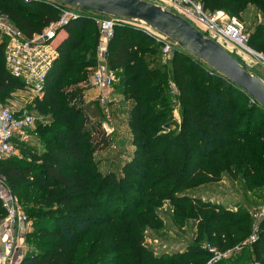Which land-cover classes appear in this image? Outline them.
<instances>
[{
	"label": "trees",
	"instance_id": "obj_1",
	"mask_svg": "<svg viewBox=\"0 0 264 264\" xmlns=\"http://www.w3.org/2000/svg\"><path fill=\"white\" fill-rule=\"evenodd\" d=\"M1 1L5 5L0 13L27 36L40 32L60 13L47 0ZM198 1L209 12L238 18L252 4L264 18V0ZM29 5L36 11H27ZM60 32L66 36L57 40ZM98 37V27L88 15L58 32L59 55L43 95L35 100L39 112L50 118L32 132L43 149L23 161L17 155L0 161V178L32 221L25 239L33 248L19 264H205L210 258L205 243L230 249L249 234L255 220L245 209L233 213L220 203L188 194L187 188L224 173L240 177L248 191L264 187V108L183 51L174 50L165 67H151L154 59L147 56L160 52L161 43L141 27L120 21L108 42L105 64L117 76L118 94L131 103L127 125L135 151L124 175H102L93 160L98 148L92 131L83 125L89 116L70 105V94L60 91L67 74L68 83L89 79L97 62ZM251 46L262 48L254 42ZM169 81L178 91L181 121L177 131L163 133L171 102ZM20 85L25 84L5 65L0 41V97ZM27 144L17 143L18 150L31 148ZM165 202L173 210V223L183 227L193 219L195 230L183 250L157 254L144 244L143 231L162 229L158 209ZM245 248L215 264H238L245 259ZM252 252V260L264 264V218Z\"/></svg>",
	"mask_w": 264,
	"mask_h": 264
},
{
	"label": "built area",
	"instance_id": "obj_2",
	"mask_svg": "<svg viewBox=\"0 0 264 264\" xmlns=\"http://www.w3.org/2000/svg\"><path fill=\"white\" fill-rule=\"evenodd\" d=\"M29 2L32 0H24ZM158 4L170 11L184 17L193 19L207 35L212 39L220 38L240 51H249L259 57L264 65V55L254 52L249 47V34L244 26L235 18L224 20L220 11L209 12L203 5L195 0H147ZM59 8V17L49 23L40 32L27 36L21 29L15 26L6 14L0 13V41L4 45L5 65L9 72L23 81V83L34 93L41 97L44 93L46 77L52 68L54 61L59 55L55 44L58 32L70 21L79 18L80 12L75 8L85 11L78 5L51 1ZM165 4L169 6L166 7ZM90 12V11H89ZM98 27V51L99 58L105 64L106 49L109 40L114 35V28L118 22H128L115 17L97 13L89 14ZM138 22V21H137ZM142 29L149 33L156 42L161 43L160 58L163 64L167 63L176 48V44L167 37L140 22ZM199 29V28H198ZM150 31V32H149ZM202 32V31H201ZM203 35L207 36L202 32ZM214 37V38H213ZM214 39V40H215ZM114 83V72L107 68L106 64L96 68L91 77L85 82L88 88L99 90L97 101L102 107L105 119L101 122L102 130L111 132L113 120L109 111L107 90ZM174 94L177 90L170 84ZM35 117L26 108L11 110L0 106V161L18 154L17 143L27 142L30 134L34 131ZM0 206L3 214H0V264H12L20 262L26 250L25 234L27 233L30 219L18 203L15 195L0 178ZM264 218V203L255 215L252 232L243 242L226 250H220L216 246L206 243L204 249L210 253V258L205 264H215L221 259H226L251 245L258 238L259 223ZM245 264H260L250 260Z\"/></svg>",
	"mask_w": 264,
	"mask_h": 264
},
{
	"label": "rangeland",
	"instance_id": "obj_3",
	"mask_svg": "<svg viewBox=\"0 0 264 264\" xmlns=\"http://www.w3.org/2000/svg\"><path fill=\"white\" fill-rule=\"evenodd\" d=\"M4 5L5 1L3 2L0 0V11L2 12L4 10ZM18 6L21 7L20 4ZM165 6L169 8L167 4H165ZM26 10L36 11V8L33 5H29ZM75 10L83 15L89 16V14L91 13L95 14V12L93 11L89 12L79 8H75ZM169 10H171V8H169ZM220 12L223 13L224 20H231L232 18H235L240 23H242L245 31L249 34L247 45L251 47L254 52L264 55V18L254 5H248L241 13L240 18L232 15L229 12ZM188 21L194 27L199 28L200 31L206 34L205 31H203L202 27L199 26L193 19L188 18ZM127 23L131 25L141 26L140 22L137 21H128ZM207 37L211 36L207 35ZM59 39H61V35L58 36L57 40ZM215 40L222 46H224L227 50L232 52L235 56H237L240 64L245 66L248 71L260 76L264 80V65L260 62L259 57H257L255 53L246 50H237L230 43L220 38H216ZM252 42L262 45V48H253L251 46ZM174 50L182 51L179 46H176ZM147 57L154 59L151 67H165V65H163V63L161 62L159 51H154ZM198 62L200 61L198 60ZM168 63L169 62H167L166 65H168ZM200 63L207 69L213 70L206 64L202 62ZM103 65L105 64L100 60L99 51L97 49V62L95 66L89 71L88 77L90 78L93 71ZM68 79L69 74H67L63 78V84L60 91L66 94H70L69 98L72 99L70 101V105L75 108L83 109L84 116H89L84 121L83 125L85 129L92 131V136L94 137L93 144H95L98 148H95L97 150L93 154V160L96 162L97 170L102 175L113 173L116 179L119 178L121 175H124V166H126V164H128L132 159L135 147L132 144V132L127 125V121L129 118V106L125 107V115H121L120 113L116 115V111L120 108L117 107L118 105H115V101H113L112 97L118 95V90L121 87L119 81L117 80V76L114 75V83L110 87V89L107 90V96L109 98L108 107L111 113V118L113 120V130L111 132H105L104 130H102V125L99 126V122H102L105 119L102 107L95 102L96 100H94V98L92 101H90L93 102V105L88 104L89 102H86V100L82 98V92L89 89L88 86L84 82L73 81L71 83H68ZM168 84L169 87L167 88V90L170 93L171 102L167 104L168 113L163 122H166L167 126H165V128H162L164 129L163 133L177 131L178 125L181 121V105L177 99L178 91L175 95L174 92H172L173 89L170 84H173L175 88L176 85L172 81H169ZM36 99L37 96H35L34 93L26 85H20L17 88L11 90L5 96L0 97V106H5L7 108H10L11 110L26 108L35 117V125H37V123H49V116H45L44 114L40 113L37 106L35 105ZM42 144L43 142L40 137L33 135V138L27 144L28 146L30 145L31 148L22 149L21 152L19 151L16 159L23 161L27 158H31L30 153H32V151L34 153H40L43 149ZM244 184V181L240 177L233 178L228 173H224L219 179H213L211 181L200 183L196 186L187 188V193L194 197H201L204 200H210L212 202L220 203L224 205L227 210L232 209L231 211L233 213H236L237 209H245L246 211H248L247 213L248 215H250L252 220H255L256 213L264 203V187L254 188L253 190L248 191L245 189ZM18 203L21 205L19 201ZM172 211L173 210L169 206L168 202H165L164 205L158 209V212L163 219V221H161L162 229L157 231L146 228L143 231V237L145 240L144 244L152 248L157 254L162 251L173 252L176 250H183L193 236V231L195 230V225H193L194 220L189 219L186 221V224L183 227H180L179 225L171 221ZM31 230L32 221H30V223L28 224L27 233ZM251 232L252 228L249 234L245 236V238L242 239L241 242L246 240ZM23 240L26 244V250L24 252L25 254L29 249H32L33 246L30 243H26V239ZM243 256H245V259H240L238 264H245L247 263V261L255 259L254 253L252 252V244L246 246ZM14 262L15 263L12 264H17L16 261Z\"/></svg>",
	"mask_w": 264,
	"mask_h": 264
},
{
	"label": "water",
	"instance_id": "obj_4",
	"mask_svg": "<svg viewBox=\"0 0 264 264\" xmlns=\"http://www.w3.org/2000/svg\"><path fill=\"white\" fill-rule=\"evenodd\" d=\"M78 5L119 20L138 21L161 33L206 64L264 108V80L248 71L216 40L203 35L181 15L147 0H49Z\"/></svg>",
	"mask_w": 264,
	"mask_h": 264
},
{
	"label": "crops",
	"instance_id": "obj_5",
	"mask_svg": "<svg viewBox=\"0 0 264 264\" xmlns=\"http://www.w3.org/2000/svg\"><path fill=\"white\" fill-rule=\"evenodd\" d=\"M59 35H61V37L63 38V37H65L66 36V34L64 33V32H60V34ZM98 92H99V90L98 89H96V88H89V89H87L86 91H83L82 92V98L84 99V100H86V102H90V101H92L93 100V98H94V100H96L97 101V95H98ZM113 98V101H115V105H118L117 107L118 108H120V109H118L117 111H116V115H118L119 113L121 114V115H125V107L127 106H130V101H125V100H123L122 99V96L121 95H117V96H115V97H112ZM114 106V105H113ZM122 108V109H121ZM127 111V110H126ZM127 113V112H126ZM33 133H31L30 134V137H29V140L27 141V142H25V143H28L32 138H33Z\"/></svg>",
	"mask_w": 264,
	"mask_h": 264
}]
</instances>
